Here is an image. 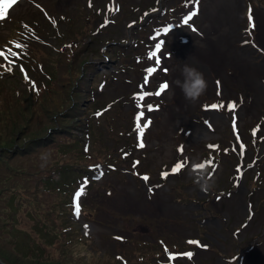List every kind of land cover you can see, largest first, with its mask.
Instances as JSON below:
<instances>
[{"label":"rangeland","instance_id":"obj_1","mask_svg":"<svg viewBox=\"0 0 264 264\" xmlns=\"http://www.w3.org/2000/svg\"><path fill=\"white\" fill-rule=\"evenodd\" d=\"M83 1L84 0H60L59 3H57V6L61 5L62 11L67 14L68 18H71L69 21L64 20L62 26L66 28V30L73 27L74 38L80 41L76 48L77 59L83 54H87V59L89 61H94V64L98 67L106 68L104 65L106 59L95 49L96 45L89 41L86 33L82 32L80 29V26L88 28L92 25V22L95 23L101 20L100 15L96 16L91 21L87 20V15H89L92 10L85 8ZM127 1L131 2L132 0ZM220 1L221 0H202L201 13L192 16L188 23H184V18L191 12H194L193 6L188 5V7L184 9L183 15H178L175 21L169 20L164 23H156V26L149 28V30L142 34L141 39L144 37L142 44L144 53H146L143 63L145 70L143 72V78L145 79L147 77L149 84L140 85L133 94L132 101L135 105V110L133 109V131L136 143L137 145L143 142L147 143L145 149L137 146V152L134 151V154L142 156V162H145V165L149 166L151 172L154 171L156 166L169 160L172 144L178 139V136L173 138L172 135L176 136L178 135L176 131H180V140L183 143V148L188 149L191 159H193L195 155L197 157L206 155V142H213V144H218L219 142L212 165L215 169H213V176L209 179V183L211 182V186L220 183L222 184L221 187L225 188V180L230 177L228 169L242 168L243 160L247 165L248 161H253L254 157L258 155L256 154L258 146L261 144V146L264 147L263 142L252 144L248 136V131L254 127L255 122H257L254 128L256 130L255 135L253 134L254 129H252L249 133L251 136H257L258 130L260 131V128L263 127L264 60L262 61L261 59L264 57V0H241L242 9L239 13L240 18L239 16L237 17V27L233 37H227L220 21L215 20L214 10L220 8ZM104 2L105 0H98L94 9L102 7ZM150 2L151 0H141L140 3L137 4L144 5ZM164 2L165 0H162V3ZM249 2L252 3L255 10V13L251 12L252 27L248 26V20L244 14L245 11L249 14ZM50 3L53 4V2ZM131 14H133L132 6H126L121 16L122 20H118L117 17L116 23L108 26L117 31H125L123 25ZM213 23H215L216 26ZM187 24L194 25L202 36L190 33L186 29ZM165 29H167V31H165ZM211 29H215V33L209 36L212 32ZM134 31H136V29L129 28L126 32L129 33ZM185 34H187L189 38L185 37ZM129 36L133 38L134 42L138 37V33L134 32V34H129ZM206 39L207 41H203ZM220 39H222L221 45L224 47L218 43ZM174 41H177L179 44H176ZM133 42H130V44H133ZM148 42H150L151 47L146 52L149 46ZM157 44H160L159 49L156 48ZM137 48L139 49L138 46ZM250 50H253V52L250 53ZM103 51V54L108 55L111 49L106 47ZM165 52H168V54L166 55ZM237 52L245 53V57L236 58L234 63L233 60L235 57L233 56ZM136 53L137 52H133L134 55ZM152 53H155V56H151ZM53 54L54 53H50L51 56H47L45 59L54 63L59 69L56 73L55 80L51 81L50 87H46L44 93L40 96L42 98V104L52 108L61 105L67 106L69 103L68 94L77 81L79 85L75 88L72 95L77 93L78 106L72 109L70 113L75 114L83 112L84 106L87 105L84 89L90 86L93 79L98 80L100 78V72H96V66L92 63L87 64L86 68L83 70L77 61L67 66L61 58L52 56ZM246 57L248 59H246ZM191 58H196L195 61L205 64L208 71V75L204 74V78L207 81V89L195 101L186 99L184 93H182L181 89L175 84L177 79H183L180 72L181 66L184 64L191 65ZM206 59H217L221 62L208 61L207 63L205 61ZM157 60L159 61L158 64L156 63ZM251 60H261V62L254 63ZM237 61L241 63L238 64ZM141 66L142 64L139 65V70ZM151 68H155L156 70L149 74L147 70ZM220 71L222 73H220ZM106 72L112 74L109 70ZM224 72L226 76H223ZM164 83H167L168 87L165 88L160 95H146L142 100L138 98V94L140 93H155L160 88V85ZM128 89V85L108 79L107 84L104 85L102 91H100L102 97H107L109 95L120 96L123 104L126 106L123 107L120 104L115 114L100 117V119L104 118V126L107 125V123L114 124L112 134H116L118 137H120L119 134L121 133L118 130L129 126L130 116L127 107H130L131 104L127 101L129 98V96H126ZM50 95L51 98H49ZM12 98L13 95L8 99L11 100ZM158 99H162L164 104L156 108ZM215 99H219L220 103ZM228 101L229 103L235 104L236 107L230 109L228 107ZM202 102H206V104L204 108L200 109V104ZM212 103L222 106L217 108L209 107ZM147 105H153V110L149 111ZM95 107V105H91V107L84 111L85 114L91 112ZM38 108L40 109L41 106H38ZM141 112L143 115L138 118V113ZM213 113L220 114L223 118L218 121V119L213 117ZM39 120L45 121L43 113L40 114ZM148 121H150V123L143 129V134L140 135L137 130V124L139 123L140 126L143 127ZM193 125H198L203 129V132L198 135L197 138L192 136ZM215 125H218V127ZM188 129H191V132H189ZM234 130L240 134L242 140H248L245 146L249 145V147H251L254 145V153H249L247 149H245V153L242 156L243 160L240 161L238 158H234V155L231 153L232 150L236 151L235 139L232 138V136L239 138L238 135L234 133ZM98 135H95L97 137H95V141L92 145L93 150L96 148L106 149L107 140H97L99 137ZM55 139L57 141H63L64 137L58 136ZM261 139L262 137L258 138L257 141ZM108 145L109 149L114 150L113 144ZM55 149L56 148H54L53 151H55ZM72 154L75 155L76 151H72ZM237 162L240 164L237 165ZM125 164H130V159ZM255 164L257 163L255 162ZM121 168L124 167L117 166L116 172L113 171L112 182L108 185L110 189L108 191L106 189L104 190L105 198L103 202H101L102 207L99 209L96 220L87 221L83 219V222H88L90 224L91 228L88 231V236H90V238L78 239V243L72 244L65 252L52 247L46 251L37 252L36 255L38 254L43 257L56 256L62 259L68 258L72 260V262L74 261L77 263L82 259H93L95 257H106L108 254H116L117 250L123 247L125 249H132L124 250L131 264H145L144 258L148 252V248L157 247V244L155 242L151 245L147 243L143 244V242H145L144 240L150 241L153 240L154 237H159L166 242L167 237H169L174 240V247L176 246L181 250L189 247V241H197L190 237H198L203 242L210 244L209 240L200 235V233L204 231L207 236H213L211 230L206 229L205 224L201 222L202 216L205 215L208 218L210 216H217L219 218L220 211H223L228 217L227 222H224L228 227V234L223 229H219L218 232L227 238L228 245H240V241L245 237V240H243L244 245L246 239H248L250 235H256L259 240L261 239L264 245V188L258 189V185H252L250 188L246 184V181L243 183L247 187L244 191L243 200H250V198L251 200L256 199L260 204V208L258 210V216L250 220L248 225L239 233V242H234L233 236L230 235L231 231L234 226L239 225L246 214L245 210L243 214H241L234 209L235 197L241 185L229 191L223 190L224 192H230L229 196L225 193L221 194V190L216 187V190L212 191V198H209L205 203L194 205L190 202V199H195L193 198L195 196L192 195L193 193L198 194V192L194 190L195 186L193 185L185 186L190 176L175 178V181H179L175 190L172 189L175 183L168 182L155 189L154 194H149L150 196H148L144 184H137L135 180ZM157 182H160L159 179ZM91 190L92 188L89 189V192ZM15 195L16 191L11 196V199H13ZM217 195H221V198L216 199ZM93 196L97 195L94 194ZM199 196L206 197L207 193L201 191L199 192ZM241 196L242 192L239 193V197L236 201L239 200ZM176 198L178 200L180 199L179 202ZM52 201L57 205L59 203V198L54 197ZM227 201L230 202L228 206H226ZM88 210L92 212L95 208H90ZM111 210H116L122 214L121 216L125 220V227L123 222L118 221L115 229L108 231L97 221V218H101L103 222H112L116 224L119 214ZM85 216L87 217V215ZM197 221H199V224ZM197 225L201 227V231H198ZM79 226L82 229V223L79 224ZM76 234H80L79 229H77ZM113 235L122 236L123 240L119 241L113 238ZM62 236H65V234ZM186 238H190L187 245L185 242ZM257 250L262 252L261 250L264 249L258 248ZM192 252L193 251H191V253ZM262 254L264 255V253ZM209 255L210 253L207 254V257H209ZM203 256L204 253L201 257ZM196 257H198V255H196ZM205 262L207 263L208 260ZM260 264H264L261 257Z\"/></svg>","mask_w":264,"mask_h":264},{"label":"trees","instance_id":"obj_2","mask_svg":"<svg viewBox=\"0 0 264 264\" xmlns=\"http://www.w3.org/2000/svg\"><path fill=\"white\" fill-rule=\"evenodd\" d=\"M27 164L29 165L19 176L7 172L6 178L0 184V192L12 193L18 177L26 186L24 192L28 189L27 196L22 195L12 201L16 206L0 213V261L3 264H71L69 260L61 258H39L31 255V252L42 249V246L55 244V239L60 236L62 230L70 232L71 226L60 220L57 209L49 203V198L53 194L65 193L63 186L69 181L67 173L71 168L67 170H60L56 166L45 168L36 160ZM64 204L60 205L61 214L66 211ZM32 235H36L38 240H34ZM73 241L72 238H66L61 245L66 247ZM75 264H123V262L116 255L108 254L106 257L87 258Z\"/></svg>","mask_w":264,"mask_h":264},{"label":"bare ground","instance_id":"obj_3","mask_svg":"<svg viewBox=\"0 0 264 264\" xmlns=\"http://www.w3.org/2000/svg\"><path fill=\"white\" fill-rule=\"evenodd\" d=\"M220 8H218V9H216V10H214V12H215V17L217 16V15H219L220 14V11L221 10H225L226 11V18H224V19H216L215 18V20H219L220 21V23L222 24V26H223V29H224V32H225V35L227 36V37H233L234 35H235V29H236V27H237V24H236V21H237V17H238V10H239V7H240V0H221L220 2ZM242 7V6H241ZM242 9V8H241ZM215 26H216V24L215 23H213ZM212 30V32L210 33V35L209 36H211V35H213L214 33H215V29H211ZM208 39V38H207ZM207 39L206 40H203V41H207ZM176 44H179L177 41H174ZM218 43L221 45L222 44V39H220L219 41H218ZM222 47H224L223 45H221ZM181 54H182V52H181ZM180 54V55H181ZM247 55V54H246ZM233 57H235L234 58V60H233V62L235 63V60H236V58H243V57H245V53H243V52H237ZM195 59L196 58H194V59H190L191 60V62L192 61H195ZM246 59H248L247 57H246ZM207 63H208V61H206ZM237 63L238 64H240L241 62L240 61H237ZM220 73H222V72H220ZM224 75L226 76V74H225V72H224ZM257 86H258V84H257ZM261 89V88H260ZM183 93V92H182ZM181 100V99H180ZM182 107H183V105H182ZM183 109V108H182ZM187 109V108H186ZM178 111V110H177ZM179 112V111H178ZM180 113H182V112H180ZM174 115L176 116V114L174 113ZM213 115V117L215 118V119H218V121L221 119V118H223V116L222 115H220V114H217V113H213L212 114ZM216 126V125H215ZM216 127H218V125L216 126ZM203 132V129L200 127V126H195L194 127V130H193V133H192V136L194 137V138H197L198 137V135H200L201 133ZM141 152V151H140ZM239 193H240V191H239ZM233 202V201H232ZM231 202V203H232ZM230 203V202H229ZM233 204V203H232ZM235 205L239 208V209H243V207H242V203H241V201H240V198H239V200H237L236 202H235ZM86 206L85 205H81V208H85ZM87 215V219H93V220H96V217H97V215H98V211L97 210H94V211H92V212H90V213H88V214H86ZM103 219H101V218H97V221H99V222H103L102 221Z\"/></svg>","mask_w":264,"mask_h":264},{"label":"snow or ice","instance_id":"obj_4","mask_svg":"<svg viewBox=\"0 0 264 264\" xmlns=\"http://www.w3.org/2000/svg\"><path fill=\"white\" fill-rule=\"evenodd\" d=\"M16 2H17V0H0V19L4 18V16L6 15V10H7V8L10 7L12 4H15ZM195 14H196L195 12H191L188 16H186V17L184 18V21H183V22H184V23H188V21L191 20L192 16H194ZM251 21H252V16H251V10L249 9V26H250V27L253 26V25L251 24ZM165 31H167V29H165ZM17 46L19 47V45H17ZM159 47H160V44H157V45H156V48L159 49ZM9 51H10V50H9ZM3 55H4V53H3V52H0V56H3ZM13 55H14V54H13ZM151 56H155V53H152ZM150 58H151V57H150ZM156 63L158 64L159 61L157 60ZM155 70H156L155 68H151V69H148L147 71H148L149 74H151V73L154 72ZM165 71H166V70H165ZM145 83H147V77L145 78ZM167 87H168L167 83L161 84V85H160V88H159L155 93H140V94H138V98L142 100V99L144 98V96H146V95H160V93H161L165 88H167ZM220 106H222V105H215V104H214V105H210L209 107L217 108V107H220ZM147 107H148L149 111L153 110V105H147ZM228 107L231 109V108H235L236 105L233 104V103H229V104H228ZM142 115H143L142 112H141V113H138V118H139L140 116H142ZM149 123H150V121H148L147 123H145L143 127H141L139 123L137 124V130H138V132H139L140 135L143 134V129H144L145 127H147ZM255 131H256V130L254 129V130H253V134H254V135H255ZM138 146H139V147H143V144L141 143V144H139ZM210 147H212V146H210ZM208 163H211V161H208ZM203 166H204V165L201 164V165H198L197 167H203ZM181 167H183V164L180 163V162H178L176 165L173 166L172 171H173V172H177V171L180 170ZM161 175H162V176H167L168 173H167V172H162ZM143 179L147 180L148 177H147V176H144ZM82 192H83V187L81 188L80 191H78V192L76 193V196L79 197V196L82 194ZM77 209H78V206H77ZM189 243H190V244H195V243H198V242H197V241H189ZM183 255L191 256V253H185V254H183ZM169 259H172V256H171V255H170Z\"/></svg>","mask_w":264,"mask_h":264},{"label":"clouds","instance_id":"obj_5","mask_svg":"<svg viewBox=\"0 0 264 264\" xmlns=\"http://www.w3.org/2000/svg\"><path fill=\"white\" fill-rule=\"evenodd\" d=\"M180 72L183 79H177L175 84L184 93L186 99L195 101L207 89V81L204 78V74L189 64L182 65ZM200 187L203 191H208L211 185L207 180H204Z\"/></svg>","mask_w":264,"mask_h":264},{"label":"flooded vegetation","instance_id":"obj_6","mask_svg":"<svg viewBox=\"0 0 264 264\" xmlns=\"http://www.w3.org/2000/svg\"><path fill=\"white\" fill-rule=\"evenodd\" d=\"M215 18L216 19H224V18H226V11L225 10H221L220 14L217 15ZM249 52L252 53L253 50H250ZM261 60L263 61L264 58H262ZM261 60H259V61L251 60V61L254 62V63H259V62H261ZM205 61H219V60H217V59H206ZM219 62H221V61H219ZM230 69H232V68H230ZM205 72H207V71L205 70ZM207 219L211 222V224L213 226L221 229V225H220V223H219L217 218L212 216V218H207ZM202 252L204 253L203 259H208L207 254L210 253V250H202ZM258 253H259V250H258ZM221 264H223V262ZM242 264H248L246 258L243 259Z\"/></svg>","mask_w":264,"mask_h":264}]
</instances>
